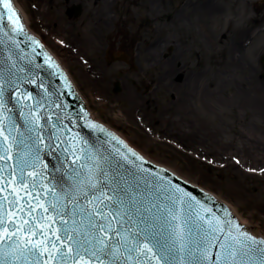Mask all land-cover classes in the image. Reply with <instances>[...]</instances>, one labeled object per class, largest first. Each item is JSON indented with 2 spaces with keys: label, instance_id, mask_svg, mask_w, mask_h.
Masks as SVG:
<instances>
[{
  "label": "snow or ice",
  "instance_id": "6c2138e0",
  "mask_svg": "<svg viewBox=\"0 0 264 264\" xmlns=\"http://www.w3.org/2000/svg\"><path fill=\"white\" fill-rule=\"evenodd\" d=\"M0 2L16 15L15 20L7 16L12 30L24 33L25 26L10 0ZM48 60L52 62L51 57ZM7 84L9 89H17V103L33 99L31 92L19 91L22 84L13 80ZM4 85L0 78V264H171L173 260L179 264H250L254 259L264 264V247H256L264 246V239L252 236L226 208L228 219L178 185H157V191L163 188L168 193V205L162 206L161 215H154L157 204L144 200L153 195L147 176H132L133 181L144 180L142 192L139 183H130L118 171L110 173L105 167L107 159L74 143L75 137L61 140L56 136L66 157L73 158L74 177L57 194L40 170L47 168L39 150L44 143L40 132L44 117L39 111L30 112L25 116L28 135L20 132V126L3 114L10 111ZM51 127L57 128V124ZM91 127L105 131L100 125ZM30 153L31 159H26ZM122 159L128 157L122 155ZM137 167L140 172L148 171ZM165 215L166 233L157 226Z\"/></svg>",
  "mask_w": 264,
  "mask_h": 264
},
{
  "label": "rangeland",
  "instance_id": "374dc122",
  "mask_svg": "<svg viewBox=\"0 0 264 264\" xmlns=\"http://www.w3.org/2000/svg\"><path fill=\"white\" fill-rule=\"evenodd\" d=\"M16 2L30 24V0ZM229 8V16H214L211 44L198 37L192 43L182 42L184 48L193 44L200 56L183 57L179 63L183 78L176 72L166 43H161V84L157 79L135 81L139 66L133 71L125 64L98 63L88 65L91 74L83 64L65 67L96 120L115 130L147 159L171 168L226 202L252 234L264 237V170L258 168L264 161L249 162L241 169L234 163L237 152L233 158L218 159L215 151L207 150L213 134L221 131L234 140L236 144L231 146L237 151L245 145L239 140L242 133L251 131L264 138V111L258 109L259 93L264 92V62L260 60L264 57V29L248 33L252 26L264 28V16L255 23L249 7L239 15L231 5ZM169 35L175 33H161V37ZM234 38L248 41L244 47L235 46ZM170 42L174 44L173 37ZM144 71L158 70L144 65ZM88 79L100 81L92 84ZM116 84L120 86L117 91Z\"/></svg>",
  "mask_w": 264,
  "mask_h": 264
},
{
  "label": "water",
  "instance_id": "95a60500",
  "mask_svg": "<svg viewBox=\"0 0 264 264\" xmlns=\"http://www.w3.org/2000/svg\"><path fill=\"white\" fill-rule=\"evenodd\" d=\"M10 3L19 15L20 22L24 24L25 32L17 33L12 30L13 26L8 22L7 16L12 15L15 20L16 15L9 9L4 8L3 3L0 2V16L3 17L0 20V78L5 81V101L7 108L10 110L5 111L3 114L8 116L10 120L15 121L20 126L19 131L23 132L25 136L28 135L25 130V116L30 112L35 115L39 111L40 115L44 117L40 122L43 125L40 132L44 143L40 144L39 150L41 162L42 164L47 163V168L41 167L40 170L46 173L48 179L45 180V183L49 184L50 188L55 186L57 194H60L61 185H64L66 189L70 179L74 178L72 172L73 158L70 155L66 157L60 147V142L56 140V136H59L61 140L75 137L74 143H78L80 147L90 148L93 153L107 159L105 167H108L110 173L118 171L130 183H139L142 192L144 191V180L133 181L132 176L134 174L138 177L147 176L148 180L151 181L149 189L153 195L151 197L145 196V203L153 200L158 206L152 210V214L161 215L163 213L162 206L168 205L166 199L168 193L164 192L163 188L157 191L156 186L174 187L178 185L186 194L190 193L203 204L212 207L215 213L224 219L229 218L225 216L224 210L226 208L231 213V218L236 219L252 236L257 239H264L258 237L259 235L252 234L249 228L246 229L245 224L239 220L226 202L221 201L208 190H204L181 178L171 168H166L164 165H158L147 159L137 149L129 145L127 140L122 138L116 131L93 119L87 102L66 69L43 42L28 29L15 0H10ZM36 41H39V44ZM48 57L52 58V62H49ZM55 65H59V67ZM9 80L15 81L18 85L22 84L19 91L22 93L25 90L31 92L33 99L28 100L25 98L17 103L15 98L17 89H9L7 84ZM28 80H34L36 83L29 84ZM119 89V84H116L115 90ZM56 105L60 106L56 107ZM21 112L24 115H21ZM53 123L57 124V128L51 127ZM91 125H100L105 131L101 132L99 128L91 127ZM50 136L52 137L51 140L49 139ZM27 142L31 143V141ZM64 147H67V145ZM129 148L134 150L137 155L133 156ZM122 155H126L128 160L122 159ZM139 157H143V160ZM25 158L31 159V153ZM129 161L134 163H129ZM15 162L9 161V163ZM76 163L79 164L80 161H76ZM137 166L148 171L140 172ZM31 170L28 169V171ZM166 218V215L162 216L161 220L157 222V226L162 228L165 233L168 230L167 225L164 223ZM185 219H187V216ZM256 247L264 246L257 245ZM253 255L258 257L259 253ZM129 264H134V262H129ZM151 264H155V261H152ZM171 264H179V262L173 260ZM250 264H259V261L254 259L250 261Z\"/></svg>",
  "mask_w": 264,
  "mask_h": 264
},
{
  "label": "flooded vegetation",
  "instance_id": "af4514ba",
  "mask_svg": "<svg viewBox=\"0 0 264 264\" xmlns=\"http://www.w3.org/2000/svg\"><path fill=\"white\" fill-rule=\"evenodd\" d=\"M260 1L30 0L29 26L63 65L83 64L90 74L92 68L88 65L98 63L125 64L133 71L139 66L134 73L135 81L140 84L157 79L161 84V43L169 45L176 72L183 78L184 70L179 66L183 57L200 56L193 44L184 48L182 42L198 37L204 44H211L214 16L220 13L229 16L230 5L237 15L245 6L249 7L252 21L259 22L264 16V3ZM226 23L229 27V20ZM263 29V25L252 26L248 33ZM167 31L175 35L161 37ZM223 37L227 39L228 35ZM246 41L233 39L235 46L244 47ZM260 60L264 62V57L260 56ZM144 65L158 71L145 72Z\"/></svg>",
  "mask_w": 264,
  "mask_h": 264
},
{
  "label": "bare ground",
  "instance_id": "6f19581e",
  "mask_svg": "<svg viewBox=\"0 0 264 264\" xmlns=\"http://www.w3.org/2000/svg\"><path fill=\"white\" fill-rule=\"evenodd\" d=\"M82 73L85 74L84 71ZM88 80L90 83L92 82V84H95V82L99 83L100 81L99 79H93V80L88 79ZM97 91H101V90L98 88ZM259 96H260L259 97L260 106H258V109H260V111L263 112L264 111V92H260ZM115 116H118V115H115ZM93 117L95 118L94 114H93ZM213 136H214V139L212 140V143L207 146L208 147L207 150L215 151L216 157L218 159L219 158H229V157L233 158L234 153L237 152L238 154L234 156V160H235L234 163H236V165L241 169L245 168V166H247L249 162H252V163L259 162L260 163L264 161V138H262L261 136H258L256 133L248 131L240 135L239 140L245 144L244 147L240 149L242 151H237L234 147H232L231 145L236 144V143H234V140H232L231 138L229 139L226 135H224L222 131L218 133H214ZM217 158L215 159L216 161H217ZM229 165H232V164L230 163ZM263 166L261 167L258 166V168H260L259 169L260 171L264 170ZM262 175L264 176V174ZM239 220L243 224H245V222L241 218H239ZM245 228L248 229V226L246 224H245Z\"/></svg>",
  "mask_w": 264,
  "mask_h": 264
}]
</instances>
